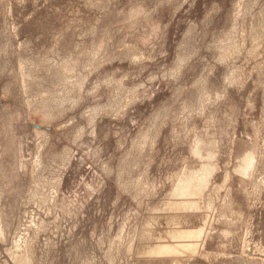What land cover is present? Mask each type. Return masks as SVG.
Returning <instances> with one entry per match:
<instances>
[{"label":"rangeland","instance_id":"1","mask_svg":"<svg viewBox=\"0 0 264 264\" xmlns=\"http://www.w3.org/2000/svg\"><path fill=\"white\" fill-rule=\"evenodd\" d=\"M0 264H264V0H0Z\"/></svg>","mask_w":264,"mask_h":264},{"label":"bare ground","instance_id":"2","mask_svg":"<svg viewBox=\"0 0 264 264\" xmlns=\"http://www.w3.org/2000/svg\"><path fill=\"white\" fill-rule=\"evenodd\" d=\"M254 160V155L251 153V154H249L247 157H246V159H245V165L244 166H242L241 167V172L242 173H244V174H246V173H248V171H249V164L250 163H252V161ZM251 165V164H250ZM184 185V184H183ZM183 188H182V190L184 191V192H186L187 191V187L185 186H182ZM181 188V187H180ZM180 193V192H179ZM181 195H182V193H180ZM186 205V204H185ZM188 205V204H187ZM171 206V205H170ZM180 233V232H179ZM199 233V232H198ZM187 234V233H186ZM162 248V247H161ZM165 248V247H164Z\"/></svg>","mask_w":264,"mask_h":264},{"label":"water","instance_id":"3","mask_svg":"<svg viewBox=\"0 0 264 264\" xmlns=\"http://www.w3.org/2000/svg\"><path fill=\"white\" fill-rule=\"evenodd\" d=\"M37 128H42L41 126H36Z\"/></svg>","mask_w":264,"mask_h":264}]
</instances>
